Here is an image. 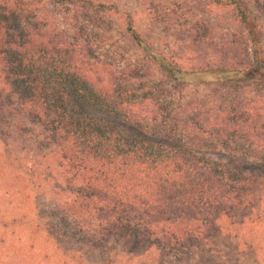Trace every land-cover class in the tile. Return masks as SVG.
<instances>
[{"label": "trees", "instance_id": "trees-1", "mask_svg": "<svg viewBox=\"0 0 264 264\" xmlns=\"http://www.w3.org/2000/svg\"><path fill=\"white\" fill-rule=\"evenodd\" d=\"M119 1L81 0L96 23L97 39L86 42L69 33L74 15L44 22L31 1L0 0V224L28 236L31 247L44 234L64 254L78 259L86 250L99 264L149 256L157 264L201 256L237 264L234 252L222 253L224 242L235 243L234 227L258 218L261 196L242 192L253 175L210 166L203 150L259 125L249 117L236 126L202 106L190 123L185 109L160 104L153 92L134 97L127 69L103 61L98 43L118 26L179 86L264 80V0H205L227 10L253 58L202 68L161 53L152 12ZM253 139L247 149L262 141Z\"/></svg>", "mask_w": 264, "mask_h": 264}, {"label": "rangeland", "instance_id": "rangeland-1", "mask_svg": "<svg viewBox=\"0 0 264 264\" xmlns=\"http://www.w3.org/2000/svg\"><path fill=\"white\" fill-rule=\"evenodd\" d=\"M27 1L32 2L28 5L29 8L37 10L44 22L49 17H56L59 21L61 17L76 16V30L69 31L70 34L76 31V41L97 39L94 35L96 23H93V15L81 8V0ZM126 1L130 0H120L119 6ZM134 1L136 4H143L147 11L150 10L153 21L157 22L160 40L156 48L185 68L233 64L243 62L245 58H253L243 54L240 28L231 23L227 10L221 6L210 5L205 0ZM111 28L109 36L101 37L102 41L98 43L100 51L97 54L103 61L107 60L119 69H127L125 76L129 81L125 85L132 88L130 92L134 97L140 98L143 93L147 95L153 92L156 95L155 101L158 100L160 104L164 103L162 100H166L172 109L175 106L185 109L190 123L195 114L199 115L197 112L202 106L209 113L225 112L236 126H245L249 117L254 119L253 125H259L257 133H251L249 137L246 133L252 126L240 128L241 134L236 133L222 139L233 142L231 145L224 147L216 145L218 142H208L209 146L203 152L210 166L215 163L221 168L236 166L243 176L255 177L253 186L242 187V192H254L261 196V200L255 203V208L258 207L261 213L252 223L234 227L236 242H224L228 250L224 249L222 253L234 252L237 264H264V80L250 79L242 84L176 85L167 81L155 67L145 61L146 57L130 44L118 26L112 25ZM150 87L154 88L153 91ZM247 138H254L253 142L259 138L262 141L247 149ZM241 216L238 215L237 218ZM28 239V236L13 231L11 227L2 228L0 224V264H99L103 260L86 250L77 253L76 256L81 257L78 259L64 254L44 234L38 235L33 247ZM16 249V252L11 253ZM156 260V257L149 256L143 260L126 262L125 258L121 264H157ZM170 264L218 263H211L201 256L183 263L171 261Z\"/></svg>", "mask_w": 264, "mask_h": 264}]
</instances>
